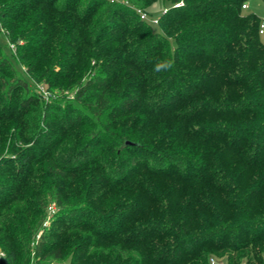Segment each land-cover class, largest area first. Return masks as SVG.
I'll list each match as a JSON object with an SVG mask.
<instances>
[{"label": "trees", "instance_id": "1", "mask_svg": "<svg viewBox=\"0 0 264 264\" xmlns=\"http://www.w3.org/2000/svg\"><path fill=\"white\" fill-rule=\"evenodd\" d=\"M247 1L0 0V264H264Z\"/></svg>", "mask_w": 264, "mask_h": 264}, {"label": "rangeland", "instance_id": "2", "mask_svg": "<svg viewBox=\"0 0 264 264\" xmlns=\"http://www.w3.org/2000/svg\"><path fill=\"white\" fill-rule=\"evenodd\" d=\"M247 7L243 9L244 13H253L256 14L261 21H264V0H248L246 2ZM165 5L162 1H157L153 5H151L147 10V16L150 20L153 18H157L161 15V13L164 11ZM154 28L157 29L158 26L154 24ZM261 40L264 42V33L260 35ZM6 37L3 33L0 34V43L2 45H5ZM225 256V255H223ZM218 259L219 264H227L226 261L223 258H216L211 257L210 263L211 264H217L216 261ZM213 260V261H212ZM66 264V263H63Z\"/></svg>", "mask_w": 264, "mask_h": 264}, {"label": "built area", "instance_id": "3", "mask_svg": "<svg viewBox=\"0 0 264 264\" xmlns=\"http://www.w3.org/2000/svg\"><path fill=\"white\" fill-rule=\"evenodd\" d=\"M112 1H114V0H112ZM243 7H246V4H244ZM137 11L140 13V15H141L142 18H147L148 17L147 16V13L144 12L142 9L137 8ZM153 21L156 22L157 19H154ZM260 33H264V21L261 22V25H260Z\"/></svg>", "mask_w": 264, "mask_h": 264}]
</instances>
